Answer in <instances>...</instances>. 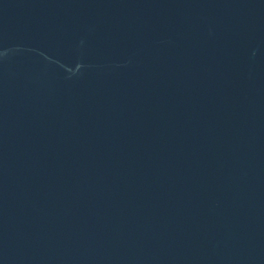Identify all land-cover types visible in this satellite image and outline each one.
<instances>
[{"label": "water", "instance_id": "water-1", "mask_svg": "<svg viewBox=\"0 0 264 264\" xmlns=\"http://www.w3.org/2000/svg\"><path fill=\"white\" fill-rule=\"evenodd\" d=\"M0 264H264V0H0Z\"/></svg>", "mask_w": 264, "mask_h": 264}]
</instances>
